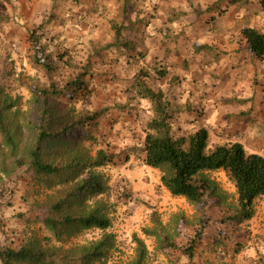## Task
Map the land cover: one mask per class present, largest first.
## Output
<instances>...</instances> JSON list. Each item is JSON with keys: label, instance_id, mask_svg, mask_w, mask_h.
Instances as JSON below:
<instances>
[{"label": "rangeland", "instance_id": "rangeland-1", "mask_svg": "<svg viewBox=\"0 0 264 264\" xmlns=\"http://www.w3.org/2000/svg\"><path fill=\"white\" fill-rule=\"evenodd\" d=\"M259 1L59 0L54 6L52 0H0V89L14 106L5 117L15 144H5L0 133L2 242L18 248L23 240L32 239L44 248L77 259L82 247L106 239L110 245L107 256L95 264H132L138 257L139 239L147 249L144 264H264V198L256 203L251 221L240 227L221 225L219 221L233 214L238 205L236 188L223 171L208 173L218 186V196L210 201L207 213L217 223L205 230L195 259L189 262L179 251L164 249V238L178 247L187 246L198 228L199 213L186 199L173 197L162 186L159 170L145 166L140 150L155 112L149 102L134 100L129 91L142 70L154 73L155 68L162 70L164 65L169 80L149 83L163 91L172 104L171 125L177 137L207 128L210 150L216 145L239 142L249 154L264 157V91L258 93L259 80L253 84L256 89L251 97H244L249 88L242 81L244 92L231 85L227 96L219 99L212 87L216 90L215 81L223 75L212 72L206 76L197 69L207 63L215 65L225 55L202 45L211 42L215 32L208 25H214L217 17L236 18V22L241 12L250 16H244L237 27L233 28L234 20L228 25L235 40L246 27L264 33V12ZM203 5L208 6L204 9ZM51 16L55 20L47 23ZM43 24L41 32L62 42L77 63L92 53L93 46L113 42L114 24L128 26L124 38L136 44V52L127 51L119 61L116 54L95 60L90 94L75 100L63 97L48 105L49 131L55 134H63L85 117L110 109L95 129L83 127L85 135L90 136L88 141L59 143L48 148L46 156L54 166L76 157L91 162L100 151L113 157V162L96 170L107 183V192L96 200H78L65 206L75 218L98 211L111 221L107 231H81L57 239L44 226L45 205L65 200L72 185L32 182L25 165L36 144L35 127L40 116L31 89L46 88L49 83L29 58V34ZM61 69L56 80L62 87L75 69L63 63ZM201 76L209 79L207 85L199 81ZM193 80L196 82L191 83ZM237 93L241 99H237ZM239 246L242 249L236 253Z\"/></svg>", "mask_w": 264, "mask_h": 264}, {"label": "trees", "instance_id": "trees-1", "mask_svg": "<svg viewBox=\"0 0 264 264\" xmlns=\"http://www.w3.org/2000/svg\"><path fill=\"white\" fill-rule=\"evenodd\" d=\"M52 1L54 6L59 3V0ZM259 4L264 12V0H260ZM53 20L55 16H51L47 23ZM44 27L45 24L33 30L28 38L31 63L34 68L44 73L49 83L46 88L35 86L31 89L40 116L35 127L36 144L29 152L25 165L28 167L27 171L31 175L32 182L46 181L50 186L72 185L65 200L45 205L47 208L44 213L46 214L44 226L57 239L65 235L71 237L81 231L90 233L98 230L107 231L111 228V221L101 216L98 211L85 217L75 218L66 212L65 206L78 200L81 202L87 199L96 200L107 192L108 185L96 170L113 162V157L100 151L91 162H83V159L76 157L75 160L68 161L66 164L54 166L46 161V156L48 148L59 143L68 144L73 139L76 142L88 141L90 136L85 135L83 127L95 129L110 109L106 108L85 117L63 134H55L49 131L51 118L48 105L50 101L63 97L75 100L80 95L90 94V84L96 74L95 60L116 54L119 61L127 51L136 52V44L124 38L128 26L114 24L113 42L104 46H93L92 53L90 52L91 54L81 63H77L74 62L73 52L64 47L62 42H59L56 37H49L41 32ZM241 34L247 42L248 52L264 64V33L255 28L246 27ZM137 61L138 59L133 63ZM62 63L71 65L75 71L61 87L57 83L56 76L62 70ZM154 71L152 73L142 70L129 88L134 100L149 102L155 112L154 119L146 127V136L140 151L144 155L145 166L162 173V186L173 197L186 199L198 210L196 224L198 228L187 246L178 247L176 244L169 243L167 238L162 241L164 249L179 251L183 257L192 262L205 230L211 223H217L207 213L210 201L218 196V186L210 179L208 173L223 171L235 186L238 195L237 208L233 214L224 216L219 222L221 225L230 224L240 227L254 218L256 203L264 198V157L255 153L249 154L244 145L239 142L216 145L210 150V132L207 128H201L188 137H177L171 125V119L174 116V112L171 111L172 104L163 91L155 90L149 83L151 80H169V70L163 65L162 70L155 68ZM13 107L9 104V97L0 89V133L4 137V143L12 147L15 144L9 126L6 124L5 113ZM1 231L0 226V264H95L101 263L106 258L110 248L109 243L104 239L92 246L82 247L80 250L82 254L79 258L73 259L68 255H60L44 248L32 239L23 240L18 248L11 247L2 242L1 237L4 232ZM136 243L139 245L138 257L132 264H144L147 257L146 246L139 239ZM241 249V246L237 247L236 253H239Z\"/></svg>", "mask_w": 264, "mask_h": 264}, {"label": "crops", "instance_id": "crops-1", "mask_svg": "<svg viewBox=\"0 0 264 264\" xmlns=\"http://www.w3.org/2000/svg\"><path fill=\"white\" fill-rule=\"evenodd\" d=\"M207 6L208 5H203L204 9ZM241 15V18L238 17V20L236 22V18H231L228 20L226 16L217 17V22H215L216 25H208L210 31L215 32L211 38V42L204 43L201 41V43H204L202 45L207 44L209 47L212 46V48H214L213 50L217 52L219 51L220 54H225L223 55L222 59L219 60V62L215 63V65H208L207 63L199 65L197 68L203 70L202 74L206 76H209L212 72L216 73L217 75H223L219 76L223 79L222 81L220 80V78L215 81V86H217L216 90L212 87V90L219 94V99H224L225 96H227L228 90L231 85H233L236 89L242 88V81H246V86L249 88V91L245 92L242 88L244 92V97L252 96L253 91L256 89L253 87V84H255V82L258 83L257 80H259L260 82L257 86L258 93L260 91H264V64L260 63L258 60L253 58L252 55L248 52L247 42L243 38L241 32L240 39L235 40L234 31L231 28H228V25H230V22L232 20H234L232 22V25L234 24V28L239 26L238 23L239 21L244 19V16L245 19H248V17H250L248 14H244L243 12H241ZM186 80L188 82L190 81L189 78H186ZM199 81H201L202 84L207 85L206 83L209 82V79L205 78L204 76H201L199 78ZM194 82L196 81L193 80L191 83ZM218 90H220V92H218ZM241 96L242 95L238 94L237 99H241ZM215 99H217V97L214 98V101Z\"/></svg>", "mask_w": 264, "mask_h": 264}]
</instances>
